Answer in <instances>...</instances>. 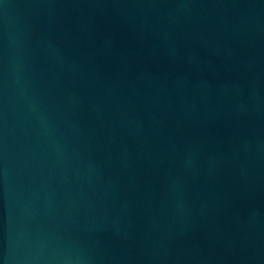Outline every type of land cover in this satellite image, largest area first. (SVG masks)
I'll use <instances>...</instances> for the list:
<instances>
[{"label": "water", "instance_id": "1", "mask_svg": "<svg viewBox=\"0 0 264 264\" xmlns=\"http://www.w3.org/2000/svg\"><path fill=\"white\" fill-rule=\"evenodd\" d=\"M0 264H264V0H0Z\"/></svg>", "mask_w": 264, "mask_h": 264}]
</instances>
